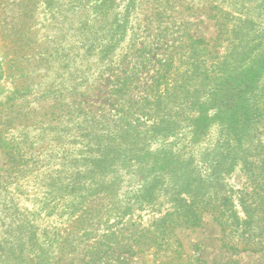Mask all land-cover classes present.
Returning <instances> with one entry per match:
<instances>
[{"label": "rangeland", "instance_id": "374dc122", "mask_svg": "<svg viewBox=\"0 0 264 264\" xmlns=\"http://www.w3.org/2000/svg\"><path fill=\"white\" fill-rule=\"evenodd\" d=\"M198 41L205 52L193 50ZM258 42H264V0H0V134L14 135L24 152L22 171L0 187V238L6 240L0 264L9 263L26 222L38 233L63 229L65 206L96 188L102 200L93 204L99 210L95 225L75 242L72 256L101 239L106 220L116 230L153 229L155 220L172 211V194L180 189L155 168L154 158L165 151L193 160L198 173L209 177L192 196L210 203L222 225L203 213L198 227H176L157 256L150 249L128 264H264V76L253 93L261 117L240 149L219 165H201L212 158L219 129L211 128L196 145L182 122L195 95L206 100L224 57L231 61ZM167 58L172 67L159 115L180 129L163 138L148 130L143 99L154 98L150 90ZM12 82L19 90L12 110L22 119L10 131ZM128 127L144 132L135 145L144 160L129 158L136 152L128 148L122 152L120 132ZM97 142L113 150V163L99 174L88 153ZM158 178L153 205L136 198Z\"/></svg>", "mask_w": 264, "mask_h": 264}, {"label": "trees", "instance_id": "16d2710c", "mask_svg": "<svg viewBox=\"0 0 264 264\" xmlns=\"http://www.w3.org/2000/svg\"><path fill=\"white\" fill-rule=\"evenodd\" d=\"M210 17L215 20L216 25L219 23L216 14ZM223 29L224 33L228 32L227 29ZM20 31H22V28L19 29ZM19 37L22 40L21 32ZM199 43L201 42H195L197 45L194 46L196 49L193 50L205 52L206 47L199 48ZM240 52L233 56L231 61V58L224 57L223 66L219 68V74L213 78V84L208 90L206 100L200 101L195 95L193 101L189 103L187 115L182 120V122H185V127L189 129L190 142H194L196 145L206 138L207 132L211 128L217 127L219 129V137L210 152L212 158L201 159V165L206 169L210 166L219 165L221 160L235 154V151H238L242 146L256 119L259 116L261 117V108L253 102V95L255 96L253 93L264 76V42L248 45L242 53ZM170 58L164 61L162 66L166 70L159 76L155 85L152 86V90H150V93L153 92L154 98L145 97L143 99L144 108L147 110V118L151 121L147 126L148 130L151 134L163 138L173 136L180 129L177 123L168 121L159 115V111L162 109L163 97L167 93L165 84L169 83L167 75L172 67ZM194 64L196 65V63ZM2 65L3 63H0V75ZM195 70L196 67L194 66L190 75H194ZM12 83L14 88L12 89V95L8 98L9 113H14V116L10 114L8 121L7 128L10 131L15 129L13 123L20 116V119H22V114L12 110L15 105L13 101L19 98V96H16L19 94V90L15 82ZM120 133L124 139V142L119 143L123 145L122 152L125 153L128 148L133 150L134 153L136 152L134 156L129 158L134 159L136 162L138 159L144 160L146 157L140 159L136 156L139 149L135 150V145L140 140L138 135L141 137L144 132H137L135 128L128 127L127 131L122 130ZM88 149V153H92L90 162L96 166L95 170L98 174L102 169L103 171L107 169L106 164L113 163L112 158L108 157L109 154L113 153L110 145L106 144L102 148L100 143L97 142L92 149L91 146ZM0 151L6 159V168L0 169V187H5L10 183L9 178L12 174L22 171L24 152L21 144L16 141L14 135L10 134L7 138L1 137L0 134ZM235 158L236 156L232 157V159ZM154 162L160 176L165 174L167 180L169 177L173 180L171 181L172 189L177 187L180 189L172 194L174 203L172 211L155 220L153 229L139 228L137 230L132 226L127 229L116 230L109 226V221L106 220L107 232L103 233L101 239L88 246L84 251L82 250L78 258L72 256V253L76 251L75 242L89 236L91 227L95 225V213H98L99 210L95 208L97 204L95 206L93 204L96 200H102L96 195L97 191L99 192V188H96L94 192H88L85 196L80 197V202H71L65 206L69 213L65 220L68 224L63 229L57 228V226L54 229L43 228L41 233H38L33 224L26 222L24 228H22V238H19L17 250L7 257L8 264H128L129 258L146 253L150 249L154 250V257L157 256L167 246L168 239L171 235H174L173 231L176 227H198L203 213L210 212L213 215V220L222 225L219 217L214 214L215 208L210 203L197 202L194 199L195 197L192 196L193 192L197 190L196 187L198 185L203 187L209 179L208 176H202L201 173H198L197 164L193 160L186 162V159L182 156L165 151L156 156ZM58 173L60 172L58 171ZM260 176L263 180L261 182L264 184V170L260 173ZM160 181L161 178H158L147 186L145 185L144 188L142 187L141 192H139L140 196L136 198L150 203L148 205H153ZM52 182L50 181V183ZM262 189L261 198L263 201L261 206L264 209V188ZM86 191H89V189H86ZM102 191L106 193L107 190L102 189ZM181 192L186 194L187 197L180 196ZM88 197H91L90 201L87 200ZM74 204L75 206H73ZM262 218L264 221V215ZM123 240L125 241L123 242ZM1 242H4V245H1ZM1 242L0 247L3 250L6 240L4 239ZM143 245L148 246L143 248ZM171 254L177 255L179 253L172 251ZM2 258L3 253L0 254V260L3 261ZM74 260H76L75 263ZM161 260H163L162 256L160 257ZM198 263L205 264L204 262Z\"/></svg>", "mask_w": 264, "mask_h": 264}]
</instances>
